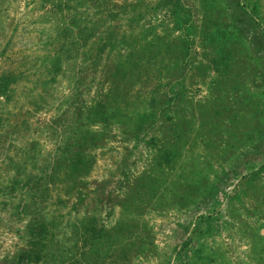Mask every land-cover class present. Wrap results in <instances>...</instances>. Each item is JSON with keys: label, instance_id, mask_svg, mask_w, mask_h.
<instances>
[{"label": "rangeland", "instance_id": "rangeland-1", "mask_svg": "<svg viewBox=\"0 0 264 264\" xmlns=\"http://www.w3.org/2000/svg\"><path fill=\"white\" fill-rule=\"evenodd\" d=\"M165 2L0 0V78L14 80L0 97V264H60L62 249L65 259L78 260L85 248L76 246L79 236L73 246L66 241L68 227L78 217H94L103 233L113 234L120 219L134 217L122 207L127 200L132 205L137 191L143 211L139 223L130 222L131 246L125 254L104 250L91 263L264 264V0ZM173 4L185 23L176 21ZM139 11L141 22L134 26ZM206 15L229 26L228 51L241 39L238 83L219 80L213 61L220 50L188 29L192 23L200 27ZM143 35L164 37L177 50V39L188 43L189 56L180 61L188 64L181 71L186 96L173 106L190 127L175 168H156L144 143L110 124L95 148L85 147L91 168L83 185L71 190L63 174L53 178L51 169L59 154L67 150L71 158L78 151L73 142L64 146L81 137L74 133L102 132L103 121L84 119L86 109L102 101L106 74L129 53L128 42ZM174 73L150 77L136 96L181 91V74ZM73 99L80 110L74 111ZM42 218L57 221L54 242L62 249L52 243L50 225L47 235L34 236ZM23 255L28 260L21 261Z\"/></svg>", "mask_w": 264, "mask_h": 264}, {"label": "trees", "instance_id": "trees-1", "mask_svg": "<svg viewBox=\"0 0 264 264\" xmlns=\"http://www.w3.org/2000/svg\"><path fill=\"white\" fill-rule=\"evenodd\" d=\"M165 1V4L169 3L168 0ZM177 3L180 2L178 1ZM171 8L172 11L177 14L176 21L181 25L186 15L180 13L177 4H173ZM141 14L142 11H139L133 16L134 18L131 19V23H133L134 26L140 24ZM218 20L219 18L217 16L208 17L206 15L200 27L191 22L192 24L188 29L192 30L194 33L199 32L203 40L207 39L210 45L215 44L216 48L220 50L221 54L219 60L213 61L216 66L215 69L219 74V80L228 79L238 83L239 79H241L242 71H244V64L241 68L239 67V64L242 62V58L238 56V46L240 45L241 39L233 42L232 48L228 51V46H224V44L229 33L226 28L229 26L223 28ZM141 30L148 31L143 25ZM148 32H150V30ZM132 36L133 34L131 37ZM114 39V35L108 37V44L112 46L111 42ZM122 40L125 39L122 38ZM167 41L166 38L161 36H153L151 39L147 40V36L143 35L136 38V41L128 42L130 44L129 53H127L125 58L119 59L113 66L111 72L106 74V91L98 97L102 101H99L93 107H90V109H86L84 119L89 115L90 119H98L100 122L103 121L102 132L90 131L88 128H85L78 134L74 133V135H81V137L75 141L74 139H72V141L71 139L68 140L64 146L68 149L69 145L73 142L74 148H78V151H76L71 158L67 154V150L63 155H58L60 158H57L55 165L51 169L53 178H55L57 174H63V179L68 181L71 190L81 187L83 185V177L89 172L88 170H90L93 161V158L84 152L86 151L85 147L89 146L91 149L95 148L98 142L106 136L109 131L107 129L112 126L110 124L115 123L117 128L121 130V133L128 136L127 138L133 139L134 141L136 140L135 142L138 143H144V146L146 145L149 148L155 159L154 164L156 163V168H158L159 165L162 168H175L177 161L174 158L180 149L182 134H184L185 129H188L190 126L176 117L177 107L175 105L173 106V102L177 99L180 101L186 96L183 85L186 79V73L181 71H186L188 64L182 65L180 61L188 57L189 53L186 40L177 39V41H175V44H178V50L172 46L171 41V43ZM234 68H236V70ZM223 70L225 71L224 73L222 72ZM174 72H180L181 74L180 78L177 79L178 84L182 87L181 91L176 89L170 97H167V94L163 97L158 94L147 98L136 96L138 90L142 85L148 83L150 77L171 76L175 74ZM13 81L11 77L6 75L0 78V97L6 96L10 84ZM166 98H169V100ZM76 100L77 99L72 100L73 107L74 104H77ZM258 108L260 107L258 106ZM77 110L80 109L74 107V111ZM85 125H87V122H85ZM165 137L168 139H164ZM162 140L163 143L158 146ZM160 176L169 175H167V171H161ZM152 179L156 180V177L152 176ZM143 188L145 189V187ZM128 191L133 194L131 188L128 189ZM141 192L144 194L145 190H141ZM135 195H137V198L131 201V206L129 205L130 201L127 200L122 207L123 214L127 212L128 208H131L134 217L127 218L125 215L124 218L120 219L113 234L108 235L106 232L103 233L99 229L102 227L94 217H91V219L85 218L86 216L78 217L79 220L76 221V224L73 223L68 227L70 233L67 235L68 237L64 236L66 241L72 242L73 246L74 242H76V237L79 236L76 246L80 242L85 248L82 253H80L81 248L77 252L79 256L78 260L65 259V253H68V251L62 249L58 243L54 242V239L57 238V232H60L59 228L56 226L57 221L55 219L49 222L47 218L40 219L37 224L40 230H38L36 233L37 235L34 236L37 237L41 234L47 235L48 231H46V228L48 229V225H50L49 228L53 231L51 233L52 243L59 246L57 251L62 249L61 253L58 255L60 264H83L84 262L87 264H95L91 263V260L95 258L96 261L99 257L98 254L104 250L109 252L113 249H117L121 251V254H125L129 246H131V244H129L130 222L139 223L143 211L141 205V203H143L142 194L137 191ZM77 224H80L79 227H76ZM127 238L128 244H126L125 241ZM51 248L52 247L48 250ZM47 252L48 251H46L44 255L48 256ZM83 256H85L86 259H81ZM51 257L56 261V255L53 254ZM28 258L29 255H23L21 261L24 259L28 260ZM46 262L49 264L53 261L47 260Z\"/></svg>", "mask_w": 264, "mask_h": 264}]
</instances>
